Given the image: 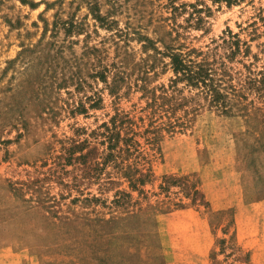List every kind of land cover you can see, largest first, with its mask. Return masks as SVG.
I'll use <instances>...</instances> for the list:
<instances>
[{"label":"rangeland","instance_id":"rangeland-1","mask_svg":"<svg viewBox=\"0 0 264 264\" xmlns=\"http://www.w3.org/2000/svg\"><path fill=\"white\" fill-rule=\"evenodd\" d=\"M0 264H264V0H0Z\"/></svg>","mask_w":264,"mask_h":264},{"label":"trees","instance_id":"trees-1","mask_svg":"<svg viewBox=\"0 0 264 264\" xmlns=\"http://www.w3.org/2000/svg\"><path fill=\"white\" fill-rule=\"evenodd\" d=\"M171 62L173 71L177 75L174 81L185 80L192 87L200 86V84L207 86L208 83L205 82L206 69L203 66L194 64L193 61L185 62L183 58L175 54L171 55Z\"/></svg>","mask_w":264,"mask_h":264}]
</instances>
